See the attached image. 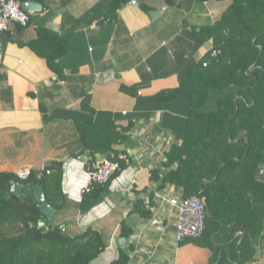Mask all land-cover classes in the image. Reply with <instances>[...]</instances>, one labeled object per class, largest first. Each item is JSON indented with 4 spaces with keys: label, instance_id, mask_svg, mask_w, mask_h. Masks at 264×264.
<instances>
[{
    "label": "crops",
    "instance_id": "0c3cea01",
    "mask_svg": "<svg viewBox=\"0 0 264 264\" xmlns=\"http://www.w3.org/2000/svg\"><path fill=\"white\" fill-rule=\"evenodd\" d=\"M112 1H22L32 23H12L1 36L0 173L60 170L65 206L55 209L45 227L63 226L71 236L97 230L106 249L92 264H113L121 254L125 264H212V248L176 240V212L164 200L183 196L182 189L166 185L158 191L161 182L151 179L152 169L164 162L161 151L182 143L178 136L185 133L192 106L184 100L159 110H150L148 102L138 105L177 87L188 68L214 52V38L203 29L218 32L233 0H118L110 13ZM45 56L55 59L62 75ZM75 120L111 122L119 132L130 127L114 147L130 165L85 211L89 153L83 152ZM150 137H156L154 150L139 155ZM255 178L264 183V158ZM22 185L34 199L23 183L12 185L11 196L24 199L18 194ZM150 194L151 206L145 205L151 215L135 213L137 202ZM250 242L252 259L245 264H264V223Z\"/></svg>",
    "mask_w": 264,
    "mask_h": 264
},
{
    "label": "trees",
    "instance_id": "16d2710c",
    "mask_svg": "<svg viewBox=\"0 0 264 264\" xmlns=\"http://www.w3.org/2000/svg\"><path fill=\"white\" fill-rule=\"evenodd\" d=\"M117 1L111 2L110 13ZM219 25L218 32L214 27L203 29L214 38L217 56L209 53L186 70L177 87L140 99L138 108L143 102L150 104V110L179 100L191 104L185 133L178 136L182 143L165 153L166 160L152 170L151 179L161 182L158 191L172 185L181 188L185 198L206 199L207 228L196 241L212 248V264H245L253 254L250 235L256 238L264 223V183L255 178L264 158V0H233ZM28 45L43 56L34 42ZM45 58L62 75L55 59ZM75 123L83 152L93 161L97 155L111 152L121 165L107 184L86 194L81 205L85 211L127 167L114 147L130 127L119 132L107 121ZM49 169L50 175L32 173L27 181L0 173V264H92L105 251L97 230L89 228L71 236L63 226L39 227L44 219L34 199L11 196L16 183L30 188L41 185L48 203L57 212L62 210V174L54 166ZM134 212L151 215L143 198ZM221 243L225 246H217ZM220 252L223 258L218 260ZM125 262L126 256L121 254L113 264Z\"/></svg>",
    "mask_w": 264,
    "mask_h": 264
},
{
    "label": "built area",
    "instance_id": "2783aa9c",
    "mask_svg": "<svg viewBox=\"0 0 264 264\" xmlns=\"http://www.w3.org/2000/svg\"><path fill=\"white\" fill-rule=\"evenodd\" d=\"M22 1L23 0H0V69L3 60L1 44L2 34L9 31L10 24L12 23L22 27H27L32 23L31 15L22 7ZM133 4H136V2H133ZM217 54L216 51L213 52V56H217ZM98 75L100 76V74ZM154 141H156V137H150L148 142H144L142 145L145 146H140L139 148V155L152 152L154 150L153 147H155L152 145ZM141 147H143V149H141ZM161 155L163 161H165L164 149L161 151ZM119 159L125 161L127 165H130L129 157L119 156ZM85 166L88 175V183L86 188L82 191L83 195L90 193L96 186L107 184L114 174L121 170L120 162L114 154H110L108 158L101 162L97 160L93 161V158L89 155L85 161ZM152 170H154V168ZM42 173L50 174L51 171L42 169ZM16 175L20 181H27L32 175V170L30 168H24L18 171ZM144 200L146 205L151 206L150 196H145ZM164 201L176 212V240L179 244L198 240L204 235L207 228V219L210 214L205 198L197 196L185 198L180 196L165 199Z\"/></svg>",
    "mask_w": 264,
    "mask_h": 264
},
{
    "label": "water",
    "instance_id": "95a60500",
    "mask_svg": "<svg viewBox=\"0 0 264 264\" xmlns=\"http://www.w3.org/2000/svg\"><path fill=\"white\" fill-rule=\"evenodd\" d=\"M111 152H107L105 154H100L97 157V161L101 162L102 160L108 158L110 156ZM24 188L25 186L22 185L19 189H18V194H23L22 198H26L27 194L24 193ZM31 190L33 192V196L35 199L36 204H38L40 211L43 215V221H41L39 223V227H45V225L52 220L54 214H55V209L48 203L47 198H46V194L44 191L43 186L41 185H35L31 187Z\"/></svg>",
    "mask_w": 264,
    "mask_h": 264
}]
</instances>
